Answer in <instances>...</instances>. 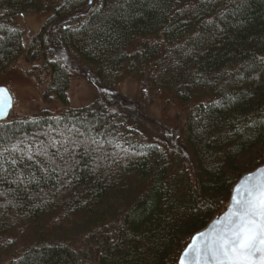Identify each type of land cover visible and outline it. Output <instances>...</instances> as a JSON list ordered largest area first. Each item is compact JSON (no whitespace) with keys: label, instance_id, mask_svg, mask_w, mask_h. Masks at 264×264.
<instances>
[{"label":"trees","instance_id":"trees-1","mask_svg":"<svg viewBox=\"0 0 264 264\" xmlns=\"http://www.w3.org/2000/svg\"><path fill=\"white\" fill-rule=\"evenodd\" d=\"M27 13L50 15L25 49ZM60 48L102 87L132 76L141 94L186 103L189 160L110 97L71 107ZM23 55L47 77L43 99L65 109L0 122V264H177L264 164V0H0V74ZM69 135L77 143L35 155Z\"/></svg>","mask_w":264,"mask_h":264},{"label":"rangeland","instance_id":"rangeland-1","mask_svg":"<svg viewBox=\"0 0 264 264\" xmlns=\"http://www.w3.org/2000/svg\"><path fill=\"white\" fill-rule=\"evenodd\" d=\"M49 15L50 13L18 15L16 23L24 31L25 49L28 48L32 36ZM53 56L73 71L68 89L71 107L86 106L99 96L110 97L116 110L127 117H134L140 129L150 138L162 142L168 148L180 150L189 160V155L180 142L187 117L186 103L172 98L164 90H153L143 95L139 91L137 81L132 76L123 78L116 88L102 87L87 66L70 60L61 48L55 49ZM46 82L47 77L41 73L40 63H28L24 55L1 73L0 86L8 90L13 103L6 120L31 118L44 109H49L54 113L62 112L65 108H62L57 101L43 99L42 93Z\"/></svg>","mask_w":264,"mask_h":264},{"label":"snow or ice","instance_id":"snow-or-ice-1","mask_svg":"<svg viewBox=\"0 0 264 264\" xmlns=\"http://www.w3.org/2000/svg\"><path fill=\"white\" fill-rule=\"evenodd\" d=\"M73 134H79V129ZM70 142L77 143L71 135L65 140L51 141L49 145L41 142L35 155L47 156L48 147ZM88 142L86 138L78 143L84 145ZM91 143L99 145L94 137ZM5 151L17 152L21 149L19 145H14ZM22 157L33 161L32 150L22 152ZM4 160V152L0 151V169ZM12 163H16L15 159ZM183 257L181 264H264V170L259 178L249 176L235 189L227 214L216 222L211 231L196 237Z\"/></svg>","mask_w":264,"mask_h":264},{"label":"water","instance_id":"water-1","mask_svg":"<svg viewBox=\"0 0 264 264\" xmlns=\"http://www.w3.org/2000/svg\"><path fill=\"white\" fill-rule=\"evenodd\" d=\"M13 106L12 103V98L11 95L9 94L8 90L5 87H1L0 86V122L5 120L11 110ZM264 170V164L258 166L257 168H255L254 170L247 172V173H243L238 180L235 182V184L232 186L231 191H230V195L228 200L225 202V204L221 207V210L218 211L213 218L206 224V226L202 229H200L199 231L195 232L189 242L187 243V245L185 246V248L182 250V252L179 255L177 264H181V261L184 259L183 257V253L185 251H187L190 247L193 246V242L195 241V238L200 236L201 234L204 233H208L209 231L212 230L213 226L216 224V222L221 219L222 217H224L231 205L233 196L235 195V189L239 186H241V184L245 181V179L249 176H255L257 178H259L261 171ZM199 243H202L199 242Z\"/></svg>","mask_w":264,"mask_h":264},{"label":"bare ground","instance_id":"bare-ground-1","mask_svg":"<svg viewBox=\"0 0 264 264\" xmlns=\"http://www.w3.org/2000/svg\"><path fill=\"white\" fill-rule=\"evenodd\" d=\"M92 2H93V1H92ZM16 25H17V24H16ZM22 31H23V30H22ZM205 226H206V225H205ZM203 228H204V227H203ZM189 240H190V239H189ZM188 242H189V241H188ZM186 245H187V244H186ZM184 248H185V247H184ZM184 248H183V249H184Z\"/></svg>","mask_w":264,"mask_h":264}]
</instances>
